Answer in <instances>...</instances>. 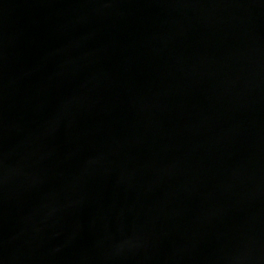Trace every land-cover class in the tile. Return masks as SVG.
<instances>
[{
    "label": "water",
    "instance_id": "obj_1",
    "mask_svg": "<svg viewBox=\"0 0 264 264\" xmlns=\"http://www.w3.org/2000/svg\"><path fill=\"white\" fill-rule=\"evenodd\" d=\"M0 264H264V0H0Z\"/></svg>",
    "mask_w": 264,
    "mask_h": 264
}]
</instances>
